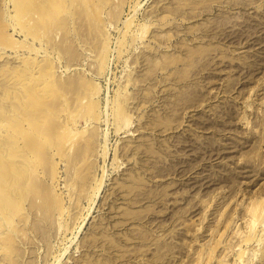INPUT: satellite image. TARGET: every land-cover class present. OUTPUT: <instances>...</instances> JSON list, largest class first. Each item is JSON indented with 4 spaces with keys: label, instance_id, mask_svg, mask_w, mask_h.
Wrapping results in <instances>:
<instances>
[{
    "label": "rangeland",
    "instance_id": "374dc122",
    "mask_svg": "<svg viewBox=\"0 0 264 264\" xmlns=\"http://www.w3.org/2000/svg\"><path fill=\"white\" fill-rule=\"evenodd\" d=\"M2 130L0 264H264V0H0Z\"/></svg>",
    "mask_w": 264,
    "mask_h": 264
},
{
    "label": "bare ground",
    "instance_id": "6f19581e",
    "mask_svg": "<svg viewBox=\"0 0 264 264\" xmlns=\"http://www.w3.org/2000/svg\"><path fill=\"white\" fill-rule=\"evenodd\" d=\"M40 3V2H39ZM62 4V3H61ZM61 4L59 5L60 7H61ZM35 6V5H34ZM47 6V5H46ZM64 7V6H63ZM63 7H62V9H63ZM49 8V7H48ZM47 9L45 8V7H43L42 8V10H40V16H42L43 14H47V12H49V11H47ZM43 13V14H42ZM58 13V12H57ZM21 14V13H20ZM22 14H24V12L22 13ZM51 14H52V11H51ZM18 15V14H17ZM30 15H32L33 16V14L31 13ZM54 15V14H53ZM55 15H56V11H55ZM22 16V15H21ZM23 16H25V15H23ZM35 16V15H34ZM49 18V17H48ZM62 18H64V17H62ZM53 19V18H52ZM31 20V19H30ZM32 20H34L33 19V17H32ZM62 21V20H61ZM44 22V21H43ZM54 24V23H53ZM59 25H60V23H59ZM38 27V26H37ZM47 28V27H46ZM21 59V58H20ZM24 59V58H23ZM41 60H43V59H41ZM26 61V60H25ZM27 61H28V59H27ZM40 61V60H39ZM37 62V61H36ZM40 63V62H39ZM27 64V63H26ZM29 64V63H28ZM41 65V64H40ZM43 65V64H42ZM46 65V64H45ZM44 65V66H45ZM22 67V66H21ZM35 67V66H34ZM41 67V66H40ZM38 68H39V66H38ZM43 68V67H42ZM22 69V68H21ZM37 69V68H36ZM24 70V69H23ZM40 70V69H39ZM36 72V71H35ZM48 72V71H47ZM29 73H32L33 74V70H31V71H29ZM39 73V72H38ZM49 73V72H48ZM6 74V73H5ZM26 74V73H25ZM40 74V73H39ZM41 75H44V73H41ZM6 76V75H5ZM58 76V75H57ZM24 77V76H23ZM38 77H40V76H38ZM43 77V76H42ZM27 78H29V77H27ZM31 78V77H30ZM12 80V81H11ZM10 81H11V83H12V85H16L17 84V79H10ZM48 81V80H47ZM49 83V82H48ZM51 83V82H50ZM19 84V83H18ZM25 84L26 85H31V86H29V87H33L34 88V90H35V92H36V95H39V94H41V92H38V91H40V90H42L43 89V86H44V81L43 82H39V81H29V80H26L25 81ZM9 85H10V83H9ZM57 85V84H56ZM50 86V85H49ZM52 86V85H51ZM50 86V87H51ZM14 87V86H13ZM50 87L48 88V90L50 89ZM59 87V86H58ZM33 88H30V89H33ZM54 88H55V86H54ZM64 88V87H63ZM29 89V88H28ZM59 89H61V87H59ZM48 90H46V91H44L43 93H46V92H48ZM64 89H62V91H63ZM28 91H30V90H28ZM55 91V90H54ZM59 91V90H58ZM26 92V91H25ZM23 93V92H22ZM57 93V92H56ZM10 94V93H9ZM28 94V93H27ZM20 95V94H19ZM19 95H15V96H19ZM44 95V94H43ZM52 96V95H51ZM25 97V96H24ZM27 97H29L30 99H31V97L30 96H27ZM26 97V99H24V100H27L28 98ZM39 97H41L40 95H39ZM11 98V97H10ZM18 98H20V96L18 97ZM35 98V97H34ZM42 98H44V97H42ZM48 98V97H47ZM50 99V97L48 98V100ZM130 99V98H129ZM21 100V99H20ZM45 100V99H44ZM127 101V100H126ZM14 102V101H13ZM23 103V102H22ZM48 103V102H47ZM21 104V103H20ZM14 105H17V104H14ZM17 107V106H16ZM28 110V109H27ZM38 112H36V114H37ZM23 114V113H22ZM26 114V113H25ZM28 114V113H27ZM27 114L25 115V116H27ZM33 115V114H32ZM38 115V114H37ZM29 116V115H28ZM27 116V117H28ZM30 117V116H29ZM29 117L28 118H26V120H28L29 119ZM32 117V116H31ZM35 118H37V116H35ZM42 118H44L43 116H42ZM48 118V117H47ZM51 119V118H50ZM29 121V120H28ZM30 121H31V119H30ZM5 122V121H4ZM48 122H50L49 120L47 121V123ZM18 123V122H17ZM2 124V123H1ZM31 124V123H30ZM43 125V124H42ZM41 125H39V127H40ZM33 127V126H32ZM26 128V127H25ZM41 128V127H40ZM40 128H38V130L40 129ZM45 128V129H44ZM35 130H37L36 129V127L34 128ZM47 128H46V126L45 127H43L42 128V131H41V129L39 130L40 132H43V130H46ZM17 131L19 130V129H16ZM22 130V129H21ZM3 131V133L2 132H0V137H4V136H8V135H5L4 133L6 132H4V130H2ZM38 131V133H40ZM19 133H24L23 131L22 132H20V131H18ZM45 132V131H44ZM37 133V132H36ZM24 134H27V133H24ZM45 134V133H44ZM46 134H48V133H46ZM41 135H43V134H41ZM30 136H32V134L30 133ZM18 137V136H17ZM25 137H27L26 135H25ZM6 138V137H5ZM8 138V137H7ZM2 139V138H1ZM0 139V140H1ZM17 139H19V138H17ZM31 139H35V138H31ZM25 140H27V139H25ZM25 140H23V141H25ZM30 139H28V141H29ZM38 140V138H36V141ZM40 140V139H39ZM2 141L3 142H6V141H4L3 139H2ZM1 141V142H2ZM32 140H30V142H31ZM54 141V140H53ZM3 142H2V144H3ZM26 142V141H25ZM55 142H57V141H55ZM9 143V142H8ZM11 143V142H10ZM15 142H13V144H14ZM68 143V142H67ZM66 143V144H67ZM5 144V143H4ZM28 144V143H27ZM36 144V143H35ZM32 145V147L33 146H36V145ZM38 145H39V143H38ZM28 146H29V144H28ZM13 147V145L11 146L10 145V148H12ZM39 147V146H38ZM37 147V148H38ZM10 148L8 149V151H11L10 150ZM30 148V147H29ZM4 149H6V156H7V154H8V156L7 157H5L4 156ZM4 149L2 148V147H0V195H5L7 198H8V200L9 199H12V198H10V189H16V188H21V186H22V182H21V179H22V176H23V173H22V169L21 170H16L14 167V162H17L18 161V159H17V161H16V159H15V157L16 156H20V157H23V155L22 154H18V153H12V151L11 152H7V148H5L4 147ZM32 148H30V150H31ZM35 149V148H34ZM15 150V149H14ZM17 151V150H16ZM36 151V150H35ZM18 152V151H17ZM32 152V151H31ZM38 152V151H37ZM13 154V155H12ZM24 154V153H23ZM32 154H34V153H32ZM36 154V153H35ZM35 154H34V156H35ZM22 155V156H21ZM23 159H24V157H23ZM27 158H25V160H26ZM28 160V159H27ZM30 162V161H29ZM14 163V164H13ZM21 163V162H20ZM13 166H12V165ZM17 164H19V162L17 163ZM31 164V163H30ZM34 164V163H33ZM12 167H11V166ZM20 165V164H19ZM18 165V166H19ZM17 166V165H16ZM21 166V165H20ZM28 166V165H27ZM22 167V166H21ZM24 167H25V164H24ZM33 168H34V165L32 166ZM15 169V171H14V169ZM28 168V167H27ZM26 170V169H25ZM25 170H24V168H23V172L24 173H26L25 172ZM30 170V169H29ZM30 172V171H29ZM31 173H27V176L28 175H30ZM33 175V174H32ZM25 176H26V174H25ZM25 176L23 177V178H25ZM32 178L33 177H35L36 178V175L34 176H31ZM31 177H28L29 179L28 180H30V178ZM25 179H27V177L25 178ZM30 181H32V179L30 180ZM34 181V180H33ZM29 182V181H28ZM27 183V182H26ZM30 183V182H29ZM35 183V182H34ZM31 184H33L32 182H31ZM25 186V185H24ZM35 188V187H34ZM22 189V188H21ZM20 189V190H21ZM19 190V191H20ZM23 190H25V189H22V191ZM31 190V189H30ZM21 192V191H20ZM32 192V191H31ZM35 192H38L37 190H35ZM35 192H33L34 194H35ZM24 193V195H26L25 194V192H23ZM22 193V194H23ZM16 194H17V192H16ZM39 194H40V190H39ZM9 195V196H8ZM37 195H38V193H37ZM20 196V198H22L23 197V195H19ZM34 196V195H33ZM38 197V196H37ZM6 198V199H7ZM15 198V197H14ZM16 201V200H15ZM7 202V201H6ZM2 203H0V205H1ZM20 204V203H19ZM19 208V207H18ZM260 208V207H259ZM22 209V208H21ZM263 209V208H262ZM261 209V210H262ZM261 210H257V211H255L254 210V212L250 215V219H249V221H250V223H251V225H252V223H253V220H254V218H255V216L256 215H259L260 213H261ZM0 211L1 212H3V209L2 208H0ZM19 211V210H18ZM17 212V211H16ZM5 216V215H4ZM258 217V216H257ZM255 223V222H254Z\"/></svg>",
    "mask_w": 264,
    "mask_h": 264
}]
</instances>
